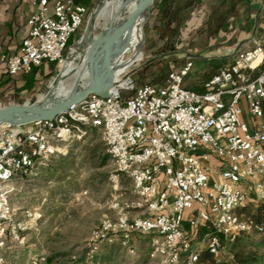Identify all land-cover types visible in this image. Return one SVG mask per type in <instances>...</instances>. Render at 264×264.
<instances>
[{
  "label": "built area",
  "instance_id": "obj_1",
  "mask_svg": "<svg viewBox=\"0 0 264 264\" xmlns=\"http://www.w3.org/2000/svg\"><path fill=\"white\" fill-rule=\"evenodd\" d=\"M88 13L77 0H40L20 51L0 57V73L63 63ZM193 66L187 60L164 83L138 85L127 77L108 95L91 94L53 119L2 134L0 195L4 184L41 175L53 158L69 155L73 142L97 129L113 166L109 179L116 187L128 179L131 196L115 199L120 215L97 230L88 251L91 264H100L95 259L102 244L112 246L118 236L119 245L133 252V233L153 235L151 259L199 264L202 247L185 228L187 212L193 230L209 225L201 240L215 258L240 233L264 235L263 225L238 212L252 196L264 202V122L251 127L242 119V100L253 118L264 117V42L239 50L203 92L185 86ZM131 211L138 214L131 218Z\"/></svg>",
  "mask_w": 264,
  "mask_h": 264
},
{
  "label": "rangeland",
  "instance_id": "obj_2",
  "mask_svg": "<svg viewBox=\"0 0 264 264\" xmlns=\"http://www.w3.org/2000/svg\"><path fill=\"white\" fill-rule=\"evenodd\" d=\"M87 19L82 29L72 36L71 44L82 36ZM150 22L149 18L143 26L146 41L142 59L122 70L124 75L130 73V77L138 78L139 82L160 80L169 70H174V65L180 60L179 57H160L148 49ZM70 50L71 47L65 60ZM131 55L132 49H128L118 60L124 61ZM59 65L52 76L45 78L41 91L30 99L15 103L43 99L55 79L62 78L66 87L80 90L83 85L76 81L78 76L71 73L63 77ZM201 66L202 63L195 62L185 79L186 85L193 82L200 84L198 73ZM6 103L11 104L0 100V104ZM29 127L3 124L0 126V136ZM50 163L51 166L44 168L41 175H30L23 180L4 184L0 195V264H91L88 251L97 230L107 218L115 220L120 215L113 208L115 201L131 196L128 179L124 178L119 187L109 179L113 166L106 153L101 131L97 129L90 130L82 142H73L69 155L53 158ZM66 163L69 166L64 168ZM263 203L252 196L249 211H255L257 205ZM137 214V211H131L129 216L132 218ZM246 234L254 242H264V235L257 230ZM129 237L133 252L128 253L119 245L121 237L118 236L116 244H102V250L95 260L100 264H162L159 259H151L149 255L152 234L133 233ZM194 244L200 248L204 246L198 237L194 239ZM231 245L232 242L226 241L217 258L230 259ZM259 250L264 252V243ZM109 253L115 254L119 260H108Z\"/></svg>",
  "mask_w": 264,
  "mask_h": 264
},
{
  "label": "crops",
  "instance_id": "obj_3",
  "mask_svg": "<svg viewBox=\"0 0 264 264\" xmlns=\"http://www.w3.org/2000/svg\"><path fill=\"white\" fill-rule=\"evenodd\" d=\"M77 1L92 9L100 0ZM39 5L40 0H0V57L20 51L28 33V20L39 10ZM150 19L148 49L167 59L179 57L174 70L189 59L194 65L196 61L202 63L198 73L200 84H185L187 88L203 87L205 73L231 65L239 50L264 42V0H156ZM48 72L45 64L29 73H0V100L15 103L30 99L42 90ZM166 77L154 83H164ZM242 106V119L251 127L264 122V117L251 116L245 100ZM189 215L187 212L185 228L194 238H203L210 230L209 225L193 230ZM108 260L118 261L119 257L109 253Z\"/></svg>",
  "mask_w": 264,
  "mask_h": 264
},
{
  "label": "water",
  "instance_id": "obj_4",
  "mask_svg": "<svg viewBox=\"0 0 264 264\" xmlns=\"http://www.w3.org/2000/svg\"><path fill=\"white\" fill-rule=\"evenodd\" d=\"M105 1L106 0H100L92 10L80 39L84 41L89 39L92 21ZM155 1L156 0H138L133 14L127 20L118 26H110L108 28L104 44H101L99 39L93 41L89 54V58L91 59L88 72L89 85L86 88L77 90L76 93L64 99H56L55 97L48 99V94L52 90L50 87L43 99L32 102L0 104V126L3 124L19 126L40 120L53 119L55 116L63 113L72 105L80 102L91 94L108 95L110 91L118 85L114 76L125 63L121 60L118 64L112 66L110 57L113 54H117L119 57L121 56L126 35L138 22L140 17H145L143 24L149 20L154 9ZM117 34H119V39L114 42V37ZM145 41L146 35L143 33L141 40L142 51ZM73 44H71V46ZM124 77H130V73L124 75Z\"/></svg>",
  "mask_w": 264,
  "mask_h": 264
},
{
  "label": "bare ground",
  "instance_id": "obj_5",
  "mask_svg": "<svg viewBox=\"0 0 264 264\" xmlns=\"http://www.w3.org/2000/svg\"><path fill=\"white\" fill-rule=\"evenodd\" d=\"M137 2L138 0H106L100 10L97 12L95 21L94 19V22L92 21L89 39L87 41H84L83 39L77 40L71 46L69 56L63 63L59 65L62 76H68L71 73H74V76H78L76 81L81 82L83 85L81 89L86 88L89 85L88 72L91 64L89 54L93 41L95 39H99L101 44H104L108 28L110 26H118L127 20L133 14ZM144 18L145 17H140L138 22L126 35L122 53L128 49H132V55L124 60V66L115 73L114 78L117 80L118 84L124 85L127 80V78L124 77V71H122L123 68L138 62L143 57L141 40L144 33ZM118 39L119 34L115 35L114 42H116ZM122 53L120 57L117 54L111 55L110 62L112 66H115L120 62L118 59L122 57ZM51 85L52 90L48 94V99L52 98L53 95L56 99H64L76 93V90H74L73 87L72 89L71 87L65 86L64 80L62 78L60 80H53ZM56 94L60 95L61 97L57 96Z\"/></svg>",
  "mask_w": 264,
  "mask_h": 264
},
{
  "label": "trees",
  "instance_id": "obj_6",
  "mask_svg": "<svg viewBox=\"0 0 264 264\" xmlns=\"http://www.w3.org/2000/svg\"><path fill=\"white\" fill-rule=\"evenodd\" d=\"M91 9H89L90 12ZM72 39V37H71ZM69 41L68 46L72 43V41ZM68 52V49L66 50V54ZM45 64L49 67V72L45 75V78L52 76L56 72L57 63L56 62H46ZM44 64V65H45ZM43 65V66H44ZM172 71V70H171ZM261 71V68H258L254 71V76L258 75ZM219 71L214 69L204 74V78L206 82L216 73ZM169 73V72H168ZM167 73V75H168ZM161 79V78H160ZM133 80L138 84L141 85L146 82H139V79L133 78ZM157 81V80H156ZM156 81L150 82L154 83ZM205 82V83H206ZM189 89L203 92L206 90L205 84L201 88H197L195 86L190 87ZM69 164L66 163L63 167H68ZM61 176V175H59ZM250 201L249 200L244 206L240 207L238 209L239 213L249 214L248 216L254 219V221L257 224L264 226V203L258 204L255 211H249L250 209ZM210 231V230H209ZM264 242H254L251 240V238L246 233H240L237 235L235 240L232 242L231 245V258H222L217 259L215 256L207 249L206 247L202 248L200 251L199 256V264H264V252H261L260 246ZM73 264V263H72Z\"/></svg>",
  "mask_w": 264,
  "mask_h": 264
}]
</instances>
